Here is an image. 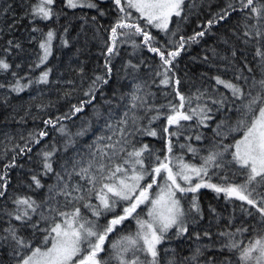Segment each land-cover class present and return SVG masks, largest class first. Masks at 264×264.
Segmentation results:
<instances>
[{"label":"snow or ice","instance_id":"6c2138e0","mask_svg":"<svg viewBox=\"0 0 264 264\" xmlns=\"http://www.w3.org/2000/svg\"><path fill=\"white\" fill-rule=\"evenodd\" d=\"M214 2L24 0L20 21H28V42L37 43L41 50L29 71L46 65L57 46L54 41L61 48L73 47L69 26L55 27L61 17L71 14L80 19L82 32L91 23L93 40L101 29L108 35L102 40L100 70L94 69L89 75L81 62L73 69L79 86L75 80L65 81L72 86L64 91L65 98L81 93L67 112L55 118L32 116L29 105L22 106L24 114L18 120L12 117L26 124L31 116L42 126L27 135L20 133L19 141L4 135L7 143L0 158L9 152L11 155L0 167V264H264V0H223L213 10ZM133 10L139 14L135 20ZM200 12H207L208 19L198 20L199 30L185 36L182 25ZM112 13L115 22L105 28L100 18ZM173 17L177 19L173 21ZM230 17L235 23L216 36L214 29ZM17 22L14 20L11 27ZM151 29L162 35L156 36ZM213 36L223 48L216 44L206 47L202 62L211 69L219 67L216 61H221L224 70L234 75L224 79L201 73V78L214 81L215 87L196 86L185 93L176 71L178 57L193 44ZM8 44L10 49L23 50L21 43L9 40ZM124 45L131 46V55L146 49L158 56V65L153 68L141 56L138 62L129 59L122 69L114 70L113 61ZM249 49L253 50L252 61L245 54ZM82 51L76 49L77 58ZM10 68L0 59V70ZM142 68H151V82L139 78ZM51 72V68H43L33 80L13 71L12 80L0 82V89L20 95L33 85H49ZM114 78L116 86L111 85ZM122 80L130 83L127 91L119 86ZM153 84L170 89L162 92L165 103L155 102ZM109 87L111 96L106 94ZM98 95L109 109H120L119 114L114 116L109 111L92 142L76 148V138L89 132L91 121L75 133L63 121L73 119L88 106L99 118ZM8 99L4 97L5 102ZM51 106L37 105L38 113ZM161 119L164 124L157 125ZM49 128L65 138L61 145L55 139L49 143ZM204 129L211 130L212 141L202 150L192 142L206 139ZM145 137L163 141V148H154ZM34 149L40 158L39 167L28 168L27 179L21 183L29 193L46 190L39 199L28 193H12L9 187L11 169H23L19 160H32ZM69 149H75L74 154L55 169L53 157ZM188 153L200 163L187 162ZM44 178L53 182L46 184ZM202 189L216 193L217 199L222 194L226 204H233L234 212L238 209L252 220H242L237 226L231 215L214 238L210 228L197 227L205 219ZM208 213L214 219L221 218L211 206ZM130 219L136 230L124 232ZM172 240L194 244L184 255L169 246Z\"/></svg>","mask_w":264,"mask_h":264},{"label":"trees","instance_id":"16d2710c","mask_svg":"<svg viewBox=\"0 0 264 264\" xmlns=\"http://www.w3.org/2000/svg\"><path fill=\"white\" fill-rule=\"evenodd\" d=\"M223 0H215L213 3V10L219 5L222 4ZM11 4L12 7L10 9L7 6ZM25 4L24 0H0V59H5L11 65V68L4 72L0 70V82L7 83L12 80L11 72L15 71L19 75L24 76L28 75L31 79L35 80L41 73L43 68H51L52 72L50 74L49 85H33L31 88L21 93L20 95H16L15 93H9L7 89H0V153L4 151V143L7 141L4 139L5 133L9 136H15L16 140L19 141V134L24 133L27 135V132L33 128H37L42 126L41 121L37 119L35 122L29 116L26 124H20L15 122L12 117L15 115L16 119H19V116L24 114L23 108L27 106H31V115H39L43 118H55L58 115H61L69 110L71 104L77 103V101L81 98V93L73 92L71 97L65 98L64 91L66 89L71 88V85L65 83V81L71 79L77 82V87L79 86V76L76 71L73 69H77L78 65L83 62L86 72L91 75L94 69L100 70L97 68V65H101L103 63V57L100 55L102 40L107 37L108 33L101 29L100 33L97 34V38L95 40L92 39L94 26L89 23V25L85 26L84 31H81V21L77 17L69 14L68 17H61L59 22L55 25L56 28H60L61 25H68L70 28V37L73 39V47L71 48H61L58 46V41H54V44L57 45L53 49V55L49 57L46 65L42 66L41 69H35V71H29L30 65L36 59L37 53L41 50L38 47V44L33 42H28V35L30 31V26L27 20L20 21V17L24 12ZM7 9V11H5ZM79 11V10H77ZM138 13H135L133 10V20L138 17ZM116 19L115 13L110 14L109 16L100 18V23L104 25V27H108L111 23H114ZM177 18L173 17V21ZM208 19L207 12H200L198 15H194L190 18L187 24H183V34L185 36L191 35L193 30H199L197 28V21H204ZM15 21H18L15 27H11ZM143 23V21H140ZM235 23V19L230 17L228 21H225L221 26L214 29L216 36H220L225 33L228 28H230ZM170 27H174V25H170ZM151 31L156 36H161L155 29H151ZM86 33V35H85ZM79 34V35H78ZM35 35V34H33ZM78 36V38H77ZM216 36L208 37L201 44L196 45L193 44L190 49L186 52H182L180 57H178V68L177 75L181 79V90L185 93L189 92V90H195L196 86H210L215 87L214 81L207 80L206 77L201 78V73L207 72L208 75H220L224 79H231L234 75L232 71L224 70L223 62L216 61L219 67L217 68H208L206 64L202 62V57L205 54L204 49L213 44H216L218 48H223L222 45H219L216 41ZM12 40L15 43L23 44V50H15L10 49L8 41ZM87 40V43H85ZM82 48V54H80L79 58L76 55V49ZM252 49H249L245 54L248 56L249 61H252ZM133 49L129 45H124L120 48V54L115 57L113 61L114 70L122 69V66L131 59L134 63L138 62L141 56H143L147 63L151 65L153 68L158 65L159 57L155 56L152 53L147 52L145 49L142 53L137 51L135 55H131ZM21 65L20 68H17L16 65ZM254 66V62H253ZM151 72V68H142L141 72L138 74L141 81L148 80L151 82L152 76L149 74ZM122 76L123 73L120 72ZM130 79V78H129ZM59 81V82H58ZM195 81V85L193 84ZM24 81H22L23 83ZM117 80L114 78L111 82L112 86L117 85ZM158 84V78H157ZM157 84H153L151 90L157 93L156 103H165V97L162 95V92L170 91V89L163 88V86H157ZM119 86L122 90L127 91L130 88V83L128 80H122L119 82ZM221 91H225L221 87ZM112 87L107 89V95L111 96ZM8 96L9 99L7 102L4 101V97ZM34 98V99H33ZM172 97H168L171 99ZM178 103V100L176 101ZM97 110L102 113V115L97 118L94 114V109L92 106H88L85 110L79 114H77L73 119L63 121V123L67 126L70 132L75 133L82 126H86L88 121H91L92 127L89 132L83 138H76L77 144L76 148L82 149L87 144L91 143L97 134L100 133L105 120L107 119V115L109 111H112L113 115H118L120 109L112 108L109 109L108 106L104 105L103 100L100 99L99 95L97 96ZM52 105L48 107L45 111H40L38 113L37 105ZM190 123V122H183ZM164 124V120L157 121V125ZM156 125H154L155 127ZM50 135L47 138L49 143L55 139L58 146L63 143L65 139L58 132L53 129H48ZM206 133V139L202 142L193 141V145L200 148L206 149L210 146L212 141V132L210 129L203 130ZM144 141L150 143L154 148L161 149L164 144L163 141L152 138L145 137ZM181 142H184L181 137ZM228 142V141H226ZM36 149L33 150V159L27 160L26 158L20 159L19 163L24 165L23 169L13 168L9 173V177L11 180L10 190L12 193L18 195H24L26 193L34 195L37 199L43 197L45 195L46 190H40L38 193H29V189L25 184H22L21 181L27 179V170L28 168L38 169L39 167V157L34 155ZM75 149H69L67 153L58 152L57 156L53 157L55 161L53 163V167L57 170L60 169L61 163L68 157L73 155ZM201 154H206L203 152ZM11 153L9 152L7 157L0 158V167L6 162L7 158L10 157ZM185 160L187 162L199 164V158H193L191 153L185 155ZM242 179V178H238ZM44 182L46 184L52 183L51 178H44ZM200 201L201 205L205 212V219L200 222V225L197 227L209 229L214 234L223 229L227 223L228 218L231 215L235 216V224L238 226L242 220L251 221L252 218L244 217L242 213L238 209L233 211L232 203H225V200L221 194L220 198L217 199V194L208 189H202L200 193ZM239 201H236L235 204H239ZM10 206V205H9ZM209 206L215 208L217 213L220 214L219 219H214L209 213ZM90 215V213H89ZM255 223V221H252ZM136 228V224L131 219L125 222L124 232L134 231ZM119 230V229H118ZM246 236L248 234H245ZM115 233L112 234L109 239H113ZM247 240H245V243ZM194 241L188 240H172L170 242V247L177 248L179 252L184 255L188 254L189 246L193 245ZM107 247V244H106ZM104 255V254H102Z\"/></svg>","mask_w":264,"mask_h":264},{"label":"rangeland","instance_id":"374dc122","mask_svg":"<svg viewBox=\"0 0 264 264\" xmlns=\"http://www.w3.org/2000/svg\"><path fill=\"white\" fill-rule=\"evenodd\" d=\"M117 211H119V208L117 209Z\"/></svg>","mask_w":264,"mask_h":264}]
</instances>
